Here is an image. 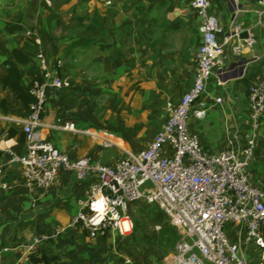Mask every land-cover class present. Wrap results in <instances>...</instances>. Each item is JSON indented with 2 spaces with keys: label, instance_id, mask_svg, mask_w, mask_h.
Listing matches in <instances>:
<instances>
[{
  "label": "crops",
  "instance_id": "1",
  "mask_svg": "<svg viewBox=\"0 0 264 264\" xmlns=\"http://www.w3.org/2000/svg\"><path fill=\"white\" fill-rule=\"evenodd\" d=\"M211 1L225 61L210 76L204 100L209 105L216 98L222 102L205 119L189 121L190 133L213 154L229 148L236 129L237 149L250 133L258 159L249 167V182L264 190V113L258 128L252 129L249 98L250 88L264 78V0ZM192 3L4 0L0 5V264H26L42 257L51 264H145L130 234L106 231L92 237L79 226H68L94 175L77 180L60 170L48 188L26 185L21 165L12 159L27 153L22 128L29 108L3 80L8 63L15 62L14 50H23L28 62L15 63L28 87L41 74L36 56L42 52L48 67L68 84L46 93L42 137L71 160L87 158L113 167L127 154L149 147L167 118L166 103L177 105L193 84L201 36ZM235 26L242 30L240 38L247 33L252 40L251 45L242 43L237 54ZM66 123L110 133L116 145L104 148L96 136L53 128ZM227 233L231 240L242 237L240 253L246 264H264V251L244 242L241 226L231 225ZM41 236L48 239L28 252L26 246ZM170 258L167 255L163 264Z\"/></svg>",
  "mask_w": 264,
  "mask_h": 264
},
{
  "label": "built area",
  "instance_id": "2",
  "mask_svg": "<svg viewBox=\"0 0 264 264\" xmlns=\"http://www.w3.org/2000/svg\"><path fill=\"white\" fill-rule=\"evenodd\" d=\"M3 1L0 0V5ZM260 5L264 7V1ZM192 6L199 19L201 36L197 72L180 102L166 103L167 118L145 151L127 154L113 167H106L92 164L87 158L71 160L44 139L41 131L46 93L68 84L56 69L48 67L45 55L39 52L36 57L41 79H34L29 86L33 101L22 128L27 153L12 160L21 165L26 185L31 189L48 188L60 170L73 173L77 180L94 175L95 182L86 199L80 202V211L69 227L79 226L92 237L106 231L126 236L133 228L129 207L144 202L157 206L179 231V240L167 264H246L240 253L242 237L231 240L227 227L241 226L244 242L254 243L264 251V190L253 187L248 175L258 156L250 133L244 134L246 144L237 149L233 147L240 138L236 129L229 148L214 154L204 151L190 133L191 118L205 119L213 106L222 102L216 98L209 105L204 95L210 76L220 71L225 61V43L218 38L221 30L211 13L212 1L193 0ZM241 33L239 27L233 28L232 38L237 40L235 54L242 43L252 44V40L240 38ZM249 98L250 125L256 130L264 113V78L250 88ZM53 128L96 136L104 148L116 145L113 135L104 131L81 130L71 123ZM47 239V236L33 238L26 250L32 252L36 244Z\"/></svg>",
  "mask_w": 264,
  "mask_h": 264
},
{
  "label": "rangeland",
  "instance_id": "3",
  "mask_svg": "<svg viewBox=\"0 0 264 264\" xmlns=\"http://www.w3.org/2000/svg\"><path fill=\"white\" fill-rule=\"evenodd\" d=\"M128 215L133 223L130 235L144 263L163 264L167 255H173L179 231L170 225L167 217L155 205L135 203L129 207Z\"/></svg>",
  "mask_w": 264,
  "mask_h": 264
},
{
  "label": "trees",
  "instance_id": "4",
  "mask_svg": "<svg viewBox=\"0 0 264 264\" xmlns=\"http://www.w3.org/2000/svg\"><path fill=\"white\" fill-rule=\"evenodd\" d=\"M14 60L17 64H26L28 62V57L25 51L23 50H14L13 52ZM15 62H9L8 75L3 80V85L5 88L10 89L15 97L22 101V103L29 108L33 99L29 94V86L24 87L22 84V73L18 69ZM41 79V76H38L34 79ZM33 81V80H32ZM34 263L44 262L45 264H51L50 261L46 257H42L40 259H32Z\"/></svg>",
  "mask_w": 264,
  "mask_h": 264
},
{
  "label": "water",
  "instance_id": "5",
  "mask_svg": "<svg viewBox=\"0 0 264 264\" xmlns=\"http://www.w3.org/2000/svg\"><path fill=\"white\" fill-rule=\"evenodd\" d=\"M248 34L247 33H244L241 37L242 38H247Z\"/></svg>",
  "mask_w": 264,
  "mask_h": 264
}]
</instances>
